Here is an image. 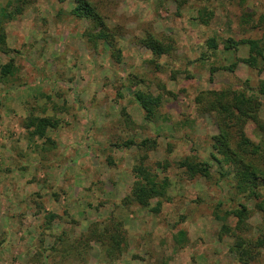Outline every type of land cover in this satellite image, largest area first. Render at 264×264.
Returning a JSON list of instances; mask_svg holds the SVG:
<instances>
[{
  "label": "rangeland",
  "instance_id": "1",
  "mask_svg": "<svg viewBox=\"0 0 264 264\" xmlns=\"http://www.w3.org/2000/svg\"><path fill=\"white\" fill-rule=\"evenodd\" d=\"M7 1L0 264H264V244L246 262L229 248L238 236L259 235L264 189L246 196L234 187L236 163L212 147L221 111L209 106L211 91L255 93L264 80V68L243 60L250 40L264 37V0H89L112 46L70 12L72 0H23L4 16ZM202 6L210 17L197 16ZM246 12L251 23L241 20ZM147 34L162 53L142 44ZM226 37L242 41L224 48ZM139 91L160 95L147 118ZM29 116L34 125L25 127ZM239 123L225 128L231 148L238 130L264 145V95L256 119ZM183 157L207 163L206 172L190 174ZM139 163L157 181L147 205L130 196ZM241 204L247 216L238 228L228 211Z\"/></svg>",
  "mask_w": 264,
  "mask_h": 264
},
{
  "label": "trees",
  "instance_id": "2",
  "mask_svg": "<svg viewBox=\"0 0 264 264\" xmlns=\"http://www.w3.org/2000/svg\"><path fill=\"white\" fill-rule=\"evenodd\" d=\"M13 1V3H11ZM8 0L5 4L6 6H11L10 8H1V13L4 16H12L20 11L22 8L23 0ZM62 1V0H58ZM73 5L71 8V13L77 17H83L90 20L92 26L96 27L94 33H91L93 38H99L108 42L110 46L113 45L114 34L107 29L105 21L102 19L100 13L96 10L95 4L89 0H72ZM212 14V11L206 6H202L197 9V16L200 18H208ZM249 13L241 14V20L243 22H250ZM261 18V17H260ZM261 20V19H260ZM260 20H258L260 22ZM255 24H253L254 26ZM264 29V26H263ZM242 41V39H232L231 37H226L225 42L223 43L224 48L236 47V45ZM141 42L145 45L153 54H160L165 49L163 44L155 38L152 34L145 35ZM116 54H119V49L116 47ZM0 51L7 52L5 46V33L0 27ZM244 62L250 67L264 68V37L260 40L255 41L250 40L249 43V53L246 57L243 58ZM260 64V65H259ZM229 68V67H228ZM11 72V62L10 60L2 63L0 65V74L4 75ZM255 93L245 94L244 92L235 91L227 92L221 90L219 92H214V100L210 102L209 106L217 109L220 112V120L222 126L217 134L213 135L212 147L218 148L219 152L222 155V158L226 161H233L236 163L235 177L236 182L234 187L238 192H244L246 196H258L260 190L264 189V169L256 166L257 162H264V145L260 143H253L250 141L243 133V131L238 130L237 140L235 141L236 148H231L229 146V136L226 131L228 126V121H234L235 124H238L240 127V121H243L246 117L251 118L252 120L256 119L257 105L259 103V96L264 95V80H259L255 90ZM257 95V96H256ZM135 98L144 109V117L147 118L153 112V106L156 105L160 99V95H151L148 93L137 92L135 93ZM35 116H29L24 123L25 127L34 125ZM220 123V122H219ZM218 123V124H219ZM225 126V127H224ZM261 126V124H260ZM262 127V126H261ZM146 141H149L146 138L141 140V144H144ZM151 142V141H150ZM244 153L253 154V162L243 161ZM183 157L179 161V164L187 165L186 169L190 174L196 171L206 172L207 163L198 165L201 163H191ZM259 165V164H258ZM136 178L133 181V184L130 189V196L140 205H147L149 203V198L153 195V188L157 185V181L151 173L139 163L135 167ZM159 201H155L153 206L154 210L157 209ZM259 209L264 214V207L261 204ZM233 216L236 217V227H241L244 225V218L247 216V208L245 205L241 204L238 208H233L228 211ZM215 217L218 218V215L215 214ZM226 227V228H225ZM226 231L230 230V227L225 226ZM264 225L259 229V235L255 237L254 240L244 239L243 237H236L234 243L229 247L233 251L237 260L242 262L248 261L252 257L251 250L253 247H259L264 244Z\"/></svg>",
  "mask_w": 264,
  "mask_h": 264
}]
</instances>
